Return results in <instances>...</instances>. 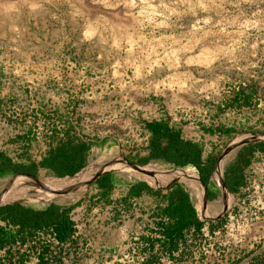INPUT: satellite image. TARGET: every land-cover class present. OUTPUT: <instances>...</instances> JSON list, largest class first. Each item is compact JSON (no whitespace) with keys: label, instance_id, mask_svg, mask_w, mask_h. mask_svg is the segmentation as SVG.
<instances>
[{"label":"rangeland","instance_id":"rangeland-1","mask_svg":"<svg viewBox=\"0 0 264 264\" xmlns=\"http://www.w3.org/2000/svg\"><path fill=\"white\" fill-rule=\"evenodd\" d=\"M153 121L200 136L215 170L231 157L229 146L264 133V0H0V156L29 165L65 139L86 141L93 145L81 171L121 158L199 178L192 165L140 163ZM261 163L240 192L223 193L211 178L218 190L206 202L197 181H151L121 165L113 188L88 181L73 190L75 200L18 199L77 205L71 216L80 231L63 245L44 231L26 233L23 244L18 235L0 247V264H264ZM11 172L0 175V192L18 174ZM38 177L66 178L46 170ZM137 179L160 194H134ZM173 185L190 193L206 223L198 236L184 231L169 252L160 223Z\"/></svg>","mask_w":264,"mask_h":264},{"label":"trees","instance_id":"trees-1","mask_svg":"<svg viewBox=\"0 0 264 264\" xmlns=\"http://www.w3.org/2000/svg\"><path fill=\"white\" fill-rule=\"evenodd\" d=\"M148 129L151 132V139L149 144V155L140 160V163H147L151 160H162L172 163L177 167H183L192 164L198 168L201 173V179L204 183L209 181L211 174L215 169L216 158L204 159L202 156L201 146L192 141L186 140L182 137L180 128L173 126L169 121H153L148 123ZM71 142V160L77 162L78 167L82 164L84 158L91 149L93 142L75 143ZM66 149L62 147L60 154H51L52 156L44 159L41 166L52 168L58 177H65L67 175L73 176L77 170L68 172L65 169L67 161ZM247 164V160H243ZM231 177L229 180V188L231 191H236L237 187L243 185L240 179L239 167H231ZM19 170L29 171L36 174L37 166L35 163L25 166L16 165L12 159L6 155L0 156V175L12 171L11 174H17ZM228 170L226 168V174ZM227 177V175H226ZM97 183L102 187L113 188L116 182L111 180V176L107 175L97 180ZM132 191L136 195H141L144 191H153L156 195L160 194V190L152 189L144 181H139L131 184ZM176 186L175 190L166 196L167 206L163 209L162 215L167 217V221L160 223L161 232L164 235H171V246L176 248L180 242V237L184 231L194 229L195 231H202L205 221L201 220L198 216L194 206L193 199L190 193L181 185ZM211 193L208 190V194ZM207 194V195H208ZM75 206H63L57 203H50L44 207L28 206L21 202H14L0 206V221L6 225L15 227L16 231L10 236L6 230L0 227V247L11 245L12 238L20 236L22 244L25 243L26 233H36L40 231L47 232L63 245L67 241H71L77 232L76 223L72 220L71 211ZM213 225V224H211ZM213 227V226H212ZM49 245L46 244L42 254H47ZM42 255V259L43 256Z\"/></svg>","mask_w":264,"mask_h":264},{"label":"bare ground","instance_id":"bare-ground-1","mask_svg":"<svg viewBox=\"0 0 264 264\" xmlns=\"http://www.w3.org/2000/svg\"><path fill=\"white\" fill-rule=\"evenodd\" d=\"M222 163L223 162L221 161L218 167L224 164ZM116 165H121L124 166L125 168L136 169L139 172L146 174L147 177L152 176V178H150L151 181L153 180V177L155 178V176L157 177V179L167 178V180L181 178L182 180H185L188 183H192V182L194 183V181L195 182L197 181L196 180L197 175L193 170L173 172L171 170H165L162 167L160 168H156L154 166H150L149 168L147 166L135 167L129 164L127 160H121V158H113L110 161H107V164L103 167L100 162H94L92 167L85 168L75 177H66V178L54 179L50 181H42L40 179L38 181H31L30 179L18 173L10 181H8L6 185L1 189L0 203L15 199H26V198H36L41 200H49V199L56 200L57 198H63L62 200L71 199L72 197H75L73 190L79 191L83 189L82 187H85L88 181L93 180L96 176L104 172L116 170L115 168ZM221 173L220 171L217 172L216 178L218 180L221 179ZM13 182H17L16 185L21 184L18 187L21 190H16V188H13L12 187ZM46 185L49 186L50 189H47ZM200 185L202 187L201 200H203L205 195L207 194V191L205 190L204 186L201 183ZM222 186L224 191H226V187L224 183ZM62 192L64 194H61Z\"/></svg>","mask_w":264,"mask_h":264},{"label":"crops","instance_id":"crops-1","mask_svg":"<svg viewBox=\"0 0 264 264\" xmlns=\"http://www.w3.org/2000/svg\"><path fill=\"white\" fill-rule=\"evenodd\" d=\"M180 130H181V133H182V137L184 139H186V140H192V141L198 143L201 146V148H202V156H203V158L205 160L208 159V158H210V157L211 158L214 157V156H208V155H206V153H205V147L203 146L202 141L200 140V136L199 137H188V136H186L184 134V129L180 128ZM66 146H67L66 154H62V155H67V157L70 159V161H67V164L65 165V169L68 172L77 170V165H78L77 162L75 160H73V161L71 160V158H72V155H71V146H72L71 145V142H70V140H66L65 139V140L61 141V143H57V145H52L49 148L47 154H45L40 160H38V161L32 160L29 163V165L35 163L36 166H37V172H36V174H34V173H32V174H34V175H36L38 177L39 172L41 170H46V171L52 173L53 175L57 176L56 175V172L52 168L41 166V162L44 159L52 156L51 155L52 153L55 154V155L57 153L60 154V151H61L62 147L65 148ZM232 150H233L232 155L227 160V162L225 164H223L224 163V161H223V163H222L223 165L217 167L216 170L214 169L213 173L211 174V176L209 178V181L207 183H205V185L207 186V189H205L207 191V194H208V190L211 191L213 189L214 190L220 189L224 193V189H223V186H222L223 183L225 184V187H227L230 190L228 183H229L230 177L232 175L231 169H230L231 167H239L240 168L239 176H240L241 181L243 182V185L237 187V190L235 191V192H240L242 189H244L248 185L249 176L251 174V168L255 164H257V163L259 164L261 162H262L261 164L264 165V140L247 141V142L242 143L241 145L235 147ZM89 151H88V154L86 155V157L84 158L82 164L78 167V170H77L76 174L79 173L83 169V167L86 166V164L88 163ZM243 160H247L248 163L247 164H244L243 163ZM216 163H217V159H216ZM188 165H192V164H188ZM25 166H28V165H25ZM192 166H194V165H192ZM224 166H225V168H224ZM194 167H196V166H194ZM215 168H216V164H215ZM226 168L228 170V173L227 174H226ZM218 171H220V173L222 172L221 175H223V179H222V177H221L220 180H218L216 178V175H217V172ZM26 172H29V171H26ZM199 173H200V171H199ZM107 175H110L111 176V180L113 182H116L117 183V181H119L118 178L116 177V175L112 171L108 172L105 175L100 176L99 178L104 177V176H107ZM226 175H227V177H226ZM67 176H70V175H67ZM200 178H201V173H200ZM211 178L217 182L218 189L211 186V184H210ZM97 180L93 182V184L96 186V190L105 189L106 187H102V185H100L99 183H97ZM139 181H143V180L137 179L135 182H139ZM197 182H198L199 187L201 188L198 177H197ZM131 184H133V183H131ZM173 188H174V185L170 187V192H172ZM232 192H234V191H232ZM148 193L149 192L144 191L140 196L145 195V194H148ZM201 193L202 192L200 191V202H201ZM193 202H194V206H195L196 211H197L198 216H199L198 208L196 207V203H195L194 199H193ZM167 204L168 203L166 201V204L163 207L165 208L167 206ZM114 208H115L114 210H116V207H114ZM152 214H154V210H152ZM72 220H74V222L76 223L77 232L75 234H77L80 231L78 229L79 222L77 220L73 219V218H72ZM191 230H192L194 236H198L200 234V231H195L194 229H190L188 231H191ZM162 237L164 238V240H167L166 243H165L166 250L169 251V252H174L175 249H179V247L181 246V243L183 242V240L186 237V233H183L182 234V236L180 237L179 244L177 246H175L176 248H173V246H171V235H164L163 234Z\"/></svg>","mask_w":264,"mask_h":264},{"label":"water","instance_id":"water-1","mask_svg":"<svg viewBox=\"0 0 264 264\" xmlns=\"http://www.w3.org/2000/svg\"><path fill=\"white\" fill-rule=\"evenodd\" d=\"M257 140H264V134L262 133V134H259V135H254V136H252V137H250V138H248V139H246V140H242V141H240V142H235V143H233L231 146H229L228 148H227V150H232V149H234L235 147H237V146H239V145H241L242 143H245V142H247V141H257ZM130 164V163H129ZM92 165H93V163H90V165H89V167H92ZM131 165H133V166H137V165H134V164H131ZM11 172V171H10ZM19 174H21L22 176H24V177H26V178H28V179H30L31 181H38L39 180V177H37L36 175H34V174H32V173H30V172H26V171H23V170H19V171H17ZM108 172H110V171H108ZM108 172H104V173H102V174H100V175H98V176H96L93 180H91V181H89L88 183H87V185H86V187L88 188V187H90V185L92 184V182H94V181H96L100 176H102V175H105V174H107ZM199 181H200V183L204 186V188L205 189H207V186L205 185V183L202 181V179L199 177ZM172 184V182H169V185H171ZM2 185H3V183H1V185H0V188L2 187ZM79 197H81V196H79ZM78 197V198H79ZM57 199H63V198H57ZM69 201H71V200H75V199H68ZM208 200V196H207V194L205 195V197H204V201L206 202ZM19 200L18 199H15V200H11V201H6V202H1L0 203V206H2V205H5V204H9V203H14V202H18Z\"/></svg>","mask_w":264,"mask_h":264}]
</instances>
